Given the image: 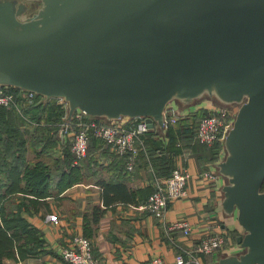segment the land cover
I'll return each mask as SVG.
<instances>
[{
	"label": "water",
	"instance_id": "obj_1",
	"mask_svg": "<svg viewBox=\"0 0 264 264\" xmlns=\"http://www.w3.org/2000/svg\"><path fill=\"white\" fill-rule=\"evenodd\" d=\"M0 85L153 130L174 101L239 104L217 167L243 252L217 264H264V0H0Z\"/></svg>",
	"mask_w": 264,
	"mask_h": 264
},
{
	"label": "crops",
	"instance_id": "obj_2",
	"mask_svg": "<svg viewBox=\"0 0 264 264\" xmlns=\"http://www.w3.org/2000/svg\"><path fill=\"white\" fill-rule=\"evenodd\" d=\"M36 104L23 103L22 112L7 110L26 120L21 118V129L28 140L29 162L53 164L63 159L65 148L70 147L72 152L73 139L71 135H64L62 130L69 111L63 107L65 115L61 123H55L54 120L48 121L49 108H46V112L40 109L37 114L35 110L27 113L29 107ZM127 122L129 124V120ZM56 125L60 128L62 140L53 153H46L43 147L46 143L50 145L49 134L43 136L37 129H50ZM153 131L156 132L154 138L162 141L161 147L155 149L148 144L151 133L143 135V150L133 172L127 171L124 157L117 155L99 139L101 146L89 149L88 157L80 165L74 166L80 172L76 182L64 183L60 177L48 187L39 188L40 193H19L15 201L19 203L23 200L18 205H24L19 213L38 230L37 237L41 242L36 250L38 254L25 252L21 256L20 251L16 250L14 257L4 258L3 264H70L63 259L61 251L76 234L92 241L94 254L101 264H151L156 256H161L168 264H176L177 257L184 253V249L191 247L208 231L211 221L221 224V228L228 233V240L225 247L212 256L205 258L201 255L202 261L207 263L210 258L207 264H217L223 256L243 252L239 240L229 234L230 231L237 232L240 238L243 229L236 216H229L223 210V187L227 179L222 175L218 180H212L203 175L208 169H218V161L208 167L199 160L201 152L197 154L184 150L181 142L177 147L173 146L166 132L158 126ZM35 142H40L41 146L34 147ZM195 143L197 147L198 144L205 146L197 137ZM178 167L190 174L187 194L171 203L166 219L162 221L142 207L153 193L156 180L167 177L164 174L166 171L171 173ZM4 178V173L0 171V181H5ZM108 185L120 187L122 191L115 194ZM15 201L8 204L10 211ZM181 219L196 227L193 237L170 229L172 223ZM30 248L32 245L22 249L29 251Z\"/></svg>",
	"mask_w": 264,
	"mask_h": 264
},
{
	"label": "built area",
	"instance_id": "obj_3",
	"mask_svg": "<svg viewBox=\"0 0 264 264\" xmlns=\"http://www.w3.org/2000/svg\"><path fill=\"white\" fill-rule=\"evenodd\" d=\"M39 97L44 101L55 100L57 104L69 111L68 102L62 98L48 100L34 92L0 85V109H16L22 112L23 103L32 105ZM239 110V104L221 103L220 106H215L200 103L178 106L174 101L169 103L165 109L163 130L166 132L170 125L177 124L202 111L205 115L200 118L196 137L202 145L207 147L221 145L218 165L227 155L225 140L234 125ZM126 119V121L107 120L90 116L81 110H76L72 116L69 115L62 124V130L64 135H71L73 139V166L80 165L88 157L91 139L94 136L107 143L117 155L124 157L127 171L133 172L143 150L142 136L153 131V128L146 118ZM203 175L212 180L222 177L218 169H208ZM189 179L190 174L182 167L174 169L169 177L157 179L153 193L142 208L165 221L171 203L186 196ZM220 225L217 221H211L208 231L199 237V241L184 249V253L177 257L176 264H207L201 260V255H213L223 249L227 243L228 233ZM170 229L182 231L186 237H193L196 232V227L185 219L172 223ZM61 252L63 259L70 264H101L94 254L92 241L82 235L73 236ZM151 264L168 263L161 256H156L153 257Z\"/></svg>",
	"mask_w": 264,
	"mask_h": 264
},
{
	"label": "trees",
	"instance_id": "obj_4",
	"mask_svg": "<svg viewBox=\"0 0 264 264\" xmlns=\"http://www.w3.org/2000/svg\"><path fill=\"white\" fill-rule=\"evenodd\" d=\"M39 4L32 6L31 11L36 12ZM36 102V105L29 107L27 113L29 110H35V114H37L40 109L46 112V108H49L48 121L54 120L53 122L55 123H61L65 115L64 108L61 105L57 104L55 100L44 101L41 97ZM204 115L201 111L177 124L170 125L166 131V135L170 139L169 143L175 147L181 142L184 145V150H190L193 153L195 151L197 154L201 152L202 154H199V160L209 167L210 164H215L219 160L221 145L206 147L198 144L197 147L195 143L197 127L200 118ZM20 117L26 121L22 116ZM21 118L12 111L5 108L0 109V171L5 175V181H0V264H3L5 257H14L16 250L20 251L21 256L25 255V252L38 254L36 250L41 242L37 237L38 230L28 223L22 217L21 213H19V210L24 205L18 204L23 202V200L18 203L15 201V197L19 193H40L39 188L48 187L52 181L55 179L58 180L60 177V181L64 183L71 182L73 184L78 180L80 175V172L73 166V155L70 147L65 148V156L63 159L56 161V163L47 164L43 161L37 163L29 162L27 159L28 140L25 138L21 129V124L23 123ZM37 131L43 134V136L46 133L49 134L48 141L50 145L46 143L42 147L46 153H53L56 146L62 140L59 126L56 125L50 129L38 127ZM150 133L151 138L149 137L147 139L148 144L153 145L155 149H160L162 141L154 138L155 131H151ZM100 142L98 138L93 136L90 149L101 146ZM33 146H41V143L35 142ZM172 172L169 173L166 171L164 174L169 177ZM108 187L115 194L122 191L120 187L116 188L109 185ZM262 190L264 191V184ZM12 200L15 203L12 206L13 210L10 211L8 204ZM229 234L235 240L239 239L240 235L237 232L230 231ZM30 245H32V248L29 251L22 249L24 246L29 247ZM210 256L212 255L206 256L205 258ZM209 259H207V263L210 262Z\"/></svg>",
	"mask_w": 264,
	"mask_h": 264
},
{
	"label": "rangeland",
	"instance_id": "obj_5",
	"mask_svg": "<svg viewBox=\"0 0 264 264\" xmlns=\"http://www.w3.org/2000/svg\"><path fill=\"white\" fill-rule=\"evenodd\" d=\"M39 3V2H38ZM40 7V4L38 5L37 9ZM36 9V10H37ZM199 103H204V104H214L215 106H220L221 102L215 98V97H211L209 95H206L198 100H196L193 104H199ZM176 104L178 106H182L183 104L179 101H176Z\"/></svg>",
	"mask_w": 264,
	"mask_h": 264
},
{
	"label": "flooded vegetation",
	"instance_id": "obj_6",
	"mask_svg": "<svg viewBox=\"0 0 264 264\" xmlns=\"http://www.w3.org/2000/svg\"><path fill=\"white\" fill-rule=\"evenodd\" d=\"M18 5L19 4H21V2H22V0H14ZM35 4H38V2H32V3H28V6H29V13L31 14V13H33L32 11H31V8H32V6H34Z\"/></svg>",
	"mask_w": 264,
	"mask_h": 264
}]
</instances>
